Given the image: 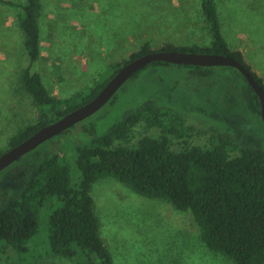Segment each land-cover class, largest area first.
I'll use <instances>...</instances> for the list:
<instances>
[{
	"label": "rangeland",
	"instance_id": "obj_1",
	"mask_svg": "<svg viewBox=\"0 0 264 264\" xmlns=\"http://www.w3.org/2000/svg\"><path fill=\"white\" fill-rule=\"evenodd\" d=\"M200 1L39 0L40 56L32 64L24 49L17 10L0 3V151L38 119V109L20 80L23 69L38 72L49 94L69 98L92 86L109 64L128 60L144 42L152 50L168 44L207 47L212 37ZM213 2L229 49L243 51L250 70L264 78V0ZM209 70L202 76L182 65H147L137 77L125 81L112 102L0 171V195L18 194L24 168L54 152L65 154L72 182H77L80 173L73 150L89 139L84 129L94 124L101 134L125 112L146 102L181 116L180 135L167 133L173 150L180 149L185 140L208 145L212 131L228 133L240 145L264 149V124L242 99L241 76L230 66ZM149 131L158 133L160 127L151 119H139L131 128L128 144H135ZM90 193L99 234L113 264H233L206 247L189 210H179L160 197L138 194L110 175L95 180ZM46 207L39 217L41 229ZM41 232L32 239L27 264H74L47 254Z\"/></svg>",
	"mask_w": 264,
	"mask_h": 264
},
{
	"label": "trees",
	"instance_id": "obj_2",
	"mask_svg": "<svg viewBox=\"0 0 264 264\" xmlns=\"http://www.w3.org/2000/svg\"><path fill=\"white\" fill-rule=\"evenodd\" d=\"M0 3L17 10L24 49L29 64L34 63L40 56L39 0L22 3L0 0ZM200 5L211 33V44L207 47L168 44L160 49L230 55L250 70L241 52L231 51L223 38L213 0H201ZM151 50L149 42H144L128 60ZM128 60L109 64L92 86L69 98L49 94L38 72L30 71L29 67L23 69L20 80L38 109V119L15 134L9 147L90 100ZM146 66L130 78L137 77ZM182 66L202 76L208 75L211 68ZM233 69L244 82L242 99L252 113L260 116L258 96L241 73ZM250 72L264 91L262 79ZM114 97L115 94L108 102ZM139 119H151L160 131H149L130 145L131 128ZM182 127L180 115L146 102L125 112L101 134L94 124L84 129L89 139L73 150V162L80 173L77 182H72L65 154L54 152L26 166L19 193L0 195V264H27L32 239L40 230L44 250L49 255L61 256L74 264H113L99 234L90 193L92 183L104 175L119 179L138 194L160 197L179 210H189L206 247L228 257L233 264H264V149L240 145L228 133L210 131L213 140L208 145L185 140L180 149L173 150L167 133L179 136ZM232 151L236 152L229 153ZM45 206L46 218L41 229L39 217Z\"/></svg>",
	"mask_w": 264,
	"mask_h": 264
},
{
	"label": "water",
	"instance_id": "obj_3",
	"mask_svg": "<svg viewBox=\"0 0 264 264\" xmlns=\"http://www.w3.org/2000/svg\"><path fill=\"white\" fill-rule=\"evenodd\" d=\"M153 61H162L171 64L199 65V66H230L237 69L258 96L259 115L264 124V91L253 78L249 69L230 55L158 49L143 53L124 63L103 85V87L88 101L72 109L60 118L39 127L31 135L19 143L0 153V171L19 159L24 154L36 148L43 142L67 130L77 122L97 112L116 91L132 76L134 72Z\"/></svg>",
	"mask_w": 264,
	"mask_h": 264
},
{
	"label": "crops",
	"instance_id": "obj_4",
	"mask_svg": "<svg viewBox=\"0 0 264 264\" xmlns=\"http://www.w3.org/2000/svg\"><path fill=\"white\" fill-rule=\"evenodd\" d=\"M258 49H263V48H260V47H258ZM259 51V50H258ZM259 53L261 54V52L259 51ZM242 57H243V59H244V53H243V51H242ZM262 54H264V51L262 52ZM244 61H245V59H244ZM260 78H262V80H264V78H263V74L262 73H260L259 71H257V73H256Z\"/></svg>",
	"mask_w": 264,
	"mask_h": 264
}]
</instances>
